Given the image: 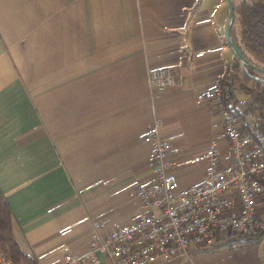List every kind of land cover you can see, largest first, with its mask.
<instances>
[{"label": "crops", "instance_id": "0c3cea01", "mask_svg": "<svg viewBox=\"0 0 264 264\" xmlns=\"http://www.w3.org/2000/svg\"><path fill=\"white\" fill-rule=\"evenodd\" d=\"M226 20L225 0H0V190L37 264L84 254L96 222L105 237L145 213L133 186L154 182L143 136L155 120L180 192L206 179L211 144L230 167L219 108L199 99L227 70L239 103L242 78L256 81L235 65ZM156 67L175 85L152 89ZM256 207L264 218V193ZM156 264H264V235L224 232Z\"/></svg>", "mask_w": 264, "mask_h": 264}, {"label": "built area", "instance_id": "2783aa9c", "mask_svg": "<svg viewBox=\"0 0 264 264\" xmlns=\"http://www.w3.org/2000/svg\"><path fill=\"white\" fill-rule=\"evenodd\" d=\"M196 53L194 56H202ZM236 75L227 70L223 81L204 91L199 99L219 108L222 133L229 145L231 165L223 168L220 151L211 144L207 155L206 179L185 192L178 190L177 176L169 170L171 143L160 133L161 122L155 120L144 134L150 145L154 182L133 186L146 211L127 226L105 237L99 236L102 225L94 224L96 235L87 251L75 256L64 253L60 264H100L97 254H104L115 264H156L187 254L193 248L211 247L224 232L249 236L264 229V218L257 212L258 196L264 193V133L256 117L243 121L222 104V93L233 91ZM148 83L162 92L176 83L167 67L150 70ZM249 94L248 103L256 105ZM200 161L194 157L193 162ZM237 197L234 205L231 195ZM0 264H12L0 253Z\"/></svg>", "mask_w": 264, "mask_h": 264}, {"label": "trees", "instance_id": "16d2710c", "mask_svg": "<svg viewBox=\"0 0 264 264\" xmlns=\"http://www.w3.org/2000/svg\"><path fill=\"white\" fill-rule=\"evenodd\" d=\"M231 38L250 62L264 69V0H239L234 5ZM235 65L238 71H241L240 62L236 56ZM241 88L250 93L256 105L252 106L248 102L239 103L232 91H224L223 106L242 121H245L248 115L255 113L257 128L264 133V81L253 80L251 87L242 85ZM13 224V213L0 190V253L7 255L12 264H37L35 257L27 255L15 240ZM260 235H264V229L253 235L238 236L258 237Z\"/></svg>", "mask_w": 264, "mask_h": 264}, {"label": "water", "instance_id": "95a60500", "mask_svg": "<svg viewBox=\"0 0 264 264\" xmlns=\"http://www.w3.org/2000/svg\"><path fill=\"white\" fill-rule=\"evenodd\" d=\"M225 1L227 7V20L223 32L225 42L230 47L233 54L239 60L240 65L243 68L244 72L255 80L264 81V69L250 62L231 38V28L234 21V3L233 0H225ZM250 71H252L253 73H251Z\"/></svg>", "mask_w": 264, "mask_h": 264}, {"label": "rangeland", "instance_id": "374dc122", "mask_svg": "<svg viewBox=\"0 0 264 264\" xmlns=\"http://www.w3.org/2000/svg\"><path fill=\"white\" fill-rule=\"evenodd\" d=\"M235 1L238 3L239 0H235ZM250 72L253 73L252 71H250ZM261 77H262V76H261ZM242 80H243L245 83H247V84H244L245 87H248V88H249V87H251V86L253 85V82H250V83H249L248 81H246L245 78H244V79L242 78ZM256 81H259V80H256ZM245 91H246V90H245ZM248 100H249V98H245L244 101H245V102H248Z\"/></svg>", "mask_w": 264, "mask_h": 264}]
</instances>
